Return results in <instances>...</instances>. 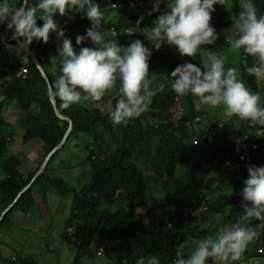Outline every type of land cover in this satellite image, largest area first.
Masks as SVG:
<instances>
[{
    "label": "trees",
    "instance_id": "16d2710c",
    "mask_svg": "<svg viewBox=\"0 0 264 264\" xmlns=\"http://www.w3.org/2000/svg\"><path fill=\"white\" fill-rule=\"evenodd\" d=\"M21 2L17 0L15 4ZM30 2L34 5L38 0ZM93 2L102 8L111 2L125 5L128 0ZM240 2L229 0V12L222 5H214L210 23L219 38L213 45L201 46L195 57L185 56L186 63L202 68V58H206L209 51H217L226 57L225 68L239 69L240 78L252 92L259 93L260 105L264 107V81L259 84L247 72L254 62L253 58L245 56L242 51L232 50L219 33L233 28L232 16L238 14ZM254 3L258 15H264V0H254ZM112 10L116 14L110 18L105 14L102 33L114 29L115 35L108 39L117 40L123 47L131 44L129 37L141 40L140 36L145 35L144 30L153 27L160 14L170 11L169 8L155 12L141 11L132 15V20H127L122 14L123 7H110L107 12ZM54 20L63 29L64 37L58 38L56 33H51V41L47 44L33 40L29 47L34 50L41 67L53 83L56 79L53 67L56 65L59 68L60 59H51V53L62 46L65 38L70 39L79 52L86 41L77 46V36L72 35L86 36L87 29L91 27L86 14L75 9H70L63 17L57 13ZM137 21H140L138 25ZM37 24L42 26L43 21L37 19ZM127 27L133 29L132 35L124 32ZM6 28V24L0 28V215L31 181L46 155L62 140L69 125L67 120L56 115L47 94L48 84L30 56L23 50L7 47L3 43ZM14 31V28L10 30L7 40L18 45L11 39ZM166 44H162L159 50L151 42L146 45L152 53L148 61L149 72L157 66L162 67V73L165 74L164 88L153 98L144 114L126 125H114L107 115L108 109L114 107L119 98V82L116 87L118 95L104 107L92 104L98 101H89L63 109L59 106V99L55 98L59 112L70 118L72 128L43 171L0 220L1 236H7L20 227L13 220L15 212L20 214L21 224L30 222L23 218L25 213H29L32 218L35 214L42 218L49 211L50 193L70 201L62 236L67 241H73V262L83 257H96L100 251L103 264H136L137 259L150 255L157 256L160 264H173L178 254L184 255L179 248L181 244L197 242L212 232L207 223L213 222L216 214L220 222H236L242 214L241 192L249 176L248 166H264V141L255 134L260 126L239 119L227 120L219 125L201 123V109L196 110L193 97L190 94L178 97L171 89L168 77L177 66L185 63L180 59L177 48ZM237 58L238 65L235 66L232 61H237ZM24 67L27 71L21 76L19 72ZM155 85L160 84L157 82ZM8 107L20 111V115L12 121L14 126L23 131L21 141L28 145L36 140L44 151L36 169L26 176L20 170L21 158L8 152L7 144L12 136L5 127L8 123L5 118L9 116L6 112ZM176 110H180L178 119L173 118ZM245 134L255 137L259 147L248 161L239 163L230 153V147L236 141H245ZM194 138L197 143L192 142ZM72 142L82 151V154L77 155L87 167L81 174L85 182L76 187L70 186L53 169L55 158ZM199 144L208 150V160L216 163L215 169L228 176V181L218 183L215 189L212 186L214 179H207L210 168L202 161H193L191 158ZM154 185H158L160 194L159 214L153 210L157 198ZM221 191L226 192L222 203L214 196H218ZM141 207L146 208L145 219L140 216ZM68 228L72 233L66 231ZM6 246L5 239L0 238V264H38L31 256H22L15 248V253L5 255ZM256 246L264 247V227L260 230ZM263 251H254V255L261 259L255 261L256 264H264Z\"/></svg>",
    "mask_w": 264,
    "mask_h": 264
},
{
    "label": "clouds",
    "instance_id": "9594fccd",
    "mask_svg": "<svg viewBox=\"0 0 264 264\" xmlns=\"http://www.w3.org/2000/svg\"><path fill=\"white\" fill-rule=\"evenodd\" d=\"M140 2L144 4L147 0ZM160 2L156 0L154 11H159ZM217 4L230 9L229 0H169L170 11L160 14L144 34L157 50L167 43L175 46L181 56L193 58L201 46L213 45L219 38L210 23ZM110 6L131 8L128 2L125 5L111 2ZM239 8L238 14L232 16L236 38L228 43L232 50L253 58L247 72L264 81V15H258L254 0H241ZM70 9L85 13L91 21L86 36L76 37V45L90 39L95 47H80L77 52L70 39H63L62 47L57 50L61 58L59 74L47 86L49 98H58L59 106L67 109L74 104L101 101L119 82V98L108 109V118L114 125H126L139 118L164 88V84L154 85L149 78L151 49L139 39L127 47L120 46L115 39L106 41L102 33L105 13L93 0H38L34 5L30 0H22L20 4L0 0V24L15 29L11 39L27 53L33 40L47 44L51 33L64 37L54 16L59 13L63 17ZM37 19L43 21L42 26H38ZM109 33L111 37L115 30L111 28ZM24 58L28 61L27 55ZM225 63L224 56L209 51L202 58V68L193 63L177 66L168 77L172 91L178 97L190 94L197 111L203 106L220 108L227 119L251 121L260 126L256 136H264V107L260 105L259 93L245 85L237 67L225 68ZM247 171L249 176L241 192L242 214L236 222L200 239L190 254H178L173 264H209V261L233 264L243 260L249 245L259 238L258 229L264 227V166L249 165ZM253 220L260 223L254 225ZM136 264H160V260L150 255L137 259Z\"/></svg>",
    "mask_w": 264,
    "mask_h": 264
},
{
    "label": "rangeland",
    "instance_id": "374dc122",
    "mask_svg": "<svg viewBox=\"0 0 264 264\" xmlns=\"http://www.w3.org/2000/svg\"><path fill=\"white\" fill-rule=\"evenodd\" d=\"M17 0H9L10 3L15 4ZM156 3V0H147L146 3L142 4L139 3L138 8H134L136 5H132L131 8H123V15L127 20H132V15L137 14L139 12H155L154 11V4ZM169 0H161L159 10L160 9H166L168 8ZM219 5V4H218ZM112 6V5H111ZM110 5L102 7L101 11H103L107 16L114 17L116 14L115 10H112L111 12H107L108 9L111 7ZM224 9L229 12V9H226L225 6H223ZM3 24H0V28H2ZM127 31V34L132 35L133 29L131 27H127L125 29ZM142 33V31H141ZM221 34V37L225 41H229L231 39L236 38V31L234 28H231L230 30H224L219 32ZM84 35V34H81ZM104 39H108L110 37L109 30H105L103 32ZM78 36V35H72ZM141 42L146 47L147 43L150 42L146 35H141ZM106 40V41H107ZM135 40V38L129 37L128 41L132 43ZM51 41V39H49ZM7 42H9L7 40ZM10 43V42H9ZM167 46V44H166ZM62 47V46H61ZM60 47V48H61ZM84 47H95V45L92 43V41L86 40V44ZM171 47H175L171 45ZM218 54L217 51H213ZM180 59L186 63L187 58L185 56H181L179 54ZM226 58V57H225ZM51 59L53 60H59L61 59L58 57V51H54L51 53ZM233 65L237 66L238 64V58L237 61H232ZM24 68H21V71ZM26 69V68H25ZM58 66L55 65L53 67V73L55 76L59 74L58 72ZM163 69L160 66H157L152 71H150V76L154 81V85L159 82V84H163L165 81V74L162 73ZM26 73V72H25ZM24 73V74H25ZM19 75L21 73L19 72ZM22 76V75H21ZM157 81V82H156ZM259 84L260 81H259ZM2 83L0 82V86ZM118 95V92L116 91V88L110 90L101 101L98 102H92L93 105L97 104L101 107H104V105H107L111 102L112 98L116 97ZM1 98V95H0ZM105 99V100H104ZM104 100V101H103ZM200 120L202 122H207L209 125L212 124H220L224 121L231 120L227 119L222 115V109L216 108L212 109L208 106H203L200 110ZM7 114L9 115L6 118V121L8 122L5 124L6 131L11 132L12 136L8 140V152L13 155H17L21 158V165L20 170L22 171V174L26 176V174L38 166V163L42 159L43 156V150L39 148L38 143L36 140L32 141L30 144H25L21 141L20 135L22 134V130L18 129L16 126H14V123L12 119L15 116L20 115V111L17 109H14L13 107H8L6 110ZM180 116V110H176L173 113V118L178 119ZM237 119V118H232ZM200 123V124H201ZM218 124V125H219ZM201 126V125H200ZM199 126V127H200ZM198 127V125H197ZM262 137V140L264 139V136ZM195 139V138H194ZM193 142V141H192ZM70 147H65L63 151L55 158V161H53L54 166V173L57 175H61L65 178L67 183L70 186L76 187L80 186V184L84 183L85 181L81 177V174L84 173L87 169V167L81 162L77 154H82V151H79V147L74 144ZM200 143V141H199ZM239 141L234 142L231 144L230 147V153H232V156L235 157L239 163H243L244 160L241 159L240 155L236 151V148L239 147ZM203 144H199V146L196 148L194 153L192 154V160H200L202 163L210 168V172L208 174L207 179L213 178V188L215 189L218 183H223L228 181L227 174L219 173L216 168V163L211 162L208 160V150L203 148ZM69 149V150H68ZM80 152V153H79ZM1 176V174H0ZM206 179V180H207ZM154 193L156 195V200L154 201L153 210L156 214H159L160 212V200H159V190L158 185H154ZM215 198L219 200V202L222 203L224 197L226 196L225 191H221L219 195L217 196L214 194ZM38 197V196H37ZM233 200V198L231 199ZM70 209V201H66L63 199V197L58 196V194L50 193L48 198V212L44 214V216L41 218L39 215L35 214V217H31L29 213H25V219H28L30 222L28 223H22L19 219V213L15 212L14 214V221L15 223H19L20 227L14 229L11 231L7 236L0 235V238L5 239V242L7 243V248L4 250L5 255H11L13 252L15 253V249L20 251L22 256H31L38 264H103V256L102 253L97 252L96 257H83L81 260L77 262H73V254H74V245L72 239L67 241L63 238L62 232L64 231L63 223L65 219L67 218L69 214ZM140 216L145 219L146 214V208L141 207L139 209ZM139 216V217H140ZM36 220V221H35ZM259 221H252V224L257 225L259 224ZM227 222H220L219 215L214 216L213 222L207 223V226L209 229L212 230V232L209 235H215L223 226L228 225ZM262 227L258 229L260 232ZM67 232L72 233V231L68 228L66 229ZM198 242V241H197ZM193 241H188L186 243H183L180 245V250L184 256H187L191 253V251L195 248L196 243ZM258 243V239L252 242L247 251L244 254L242 261L233 262V264H256L255 261L261 260L257 258L254 255V251L261 252L263 251L262 246H256ZM10 247V248H9ZM13 248V249H12ZM15 248V249H14ZM264 252V251H263ZM211 264V263H210Z\"/></svg>",
    "mask_w": 264,
    "mask_h": 264
},
{
    "label": "water",
    "instance_id": "95a60500",
    "mask_svg": "<svg viewBox=\"0 0 264 264\" xmlns=\"http://www.w3.org/2000/svg\"><path fill=\"white\" fill-rule=\"evenodd\" d=\"M10 30L8 28H6L5 32H4V35H3V43L7 46V47H10V48H13V49H20L18 45H15V44H11V43H8L7 42V36L9 34ZM22 50V49H20ZM24 51V50H23ZM27 54L30 56V58L32 59V61L36 64L37 68L39 69L41 75L43 76V78L46 80L47 84L48 82L50 81L48 76L46 75V73L44 72L43 68L41 67V64L37 58V56L35 55L34 51L31 50V49H28L27 51ZM50 101H51V104L53 106V109L56 113V115L60 118V119H63V120H67L69 122V125H68V128L66 130V133L64 134L62 140L46 155V157L44 158L41 166L39 167V169L37 170V172L34 174L33 178L31 179V181L18 193V195L16 196V198L14 199V201L9 205L7 206V208L1 213L0 215V220L3 218L4 214L7 212L8 209H10V207L13 205V203L19 198V196L29 187V185L38 177V175L43 171V169L45 168L49 158L51 157V155L53 153H55L61 146L62 144L65 142L66 140V137L69 133V131L71 130L72 128V122L70 120L69 117L63 115L62 113L59 112L58 108H57V105H56V101L55 99H51L50 98Z\"/></svg>",
    "mask_w": 264,
    "mask_h": 264
},
{
    "label": "built area",
    "instance_id": "2783aa9c",
    "mask_svg": "<svg viewBox=\"0 0 264 264\" xmlns=\"http://www.w3.org/2000/svg\"><path fill=\"white\" fill-rule=\"evenodd\" d=\"M139 3H141V2L140 1H128V6H132L134 4L136 5ZM112 5H115V4H112ZM26 71H27V69H25V67H24V69H22V71L20 72L21 75H24V73ZM259 128L256 129L255 134ZM244 138H245V141L240 142V143H242V145L239 143V147L236 148V151L238 152V154L240 155L242 160L248 161L251 158L253 152L258 149L259 144L257 143L256 138L253 136L250 137V136L245 134ZM262 141H264V139ZM193 143H197V139H194Z\"/></svg>",
    "mask_w": 264,
    "mask_h": 264
}]
</instances>
